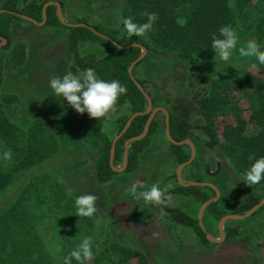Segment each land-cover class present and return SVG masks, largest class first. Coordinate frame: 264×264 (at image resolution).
<instances>
[{
  "label": "rangeland",
  "instance_id": "rangeland-1",
  "mask_svg": "<svg viewBox=\"0 0 264 264\" xmlns=\"http://www.w3.org/2000/svg\"><path fill=\"white\" fill-rule=\"evenodd\" d=\"M4 1L0 0V7ZM28 1L17 0V4L21 6ZM40 1L59 3L67 23L83 20L89 26L117 29L118 36L122 37L124 31L121 24L117 26L116 11L122 14L126 10V0ZM10 30L11 39L5 43L0 40L4 68L0 103L11 131L9 141L0 144V172L9 174L12 180L1 195L0 218L7 217L8 210H14V214L8 213L15 223L16 216H21L26 232L39 244L48 264H63L64 257L84 237H91L93 241L94 259L90 264H264V252L260 251L264 245V205L248 220L227 223L235 229V238L224 240L222 245L209 241L205 244L192 228L187 230L171 221L166 209L172 207V200L167 208L149 205L134 199L127 191L137 182L141 185L138 191L146 190L142 185L156 182L161 187L173 184L177 164L165 137V116L160 111L155 114L158 128L151 134L149 146L138 155L134 169L121 171L122 154L111 163L118 172L105 184H99L95 178V166L102 150V143L95 135L99 121L87 113H77L49 86L52 76L73 72L67 28L37 26L15 18ZM95 47L92 43H81L79 55L104 56L101 50L95 55ZM18 51L25 52V61L13 66L11 58ZM247 59L241 66L221 71L216 68L226 66L231 60L237 62L238 57L228 61L216 57L209 61V67H204L192 60L179 59L172 51L154 49L146 51L143 62L134 69L136 77L145 81L152 109L163 108L192 125L189 139L197 147V158L184 177L200 178L204 167L208 171L206 181L220 189L227 204L233 198L244 199L247 195L260 201L264 199V187L246 185L244 176L223 155L219 144L214 147L201 132L204 121L199 112L198 95L209 94L212 82L223 75L228 81L243 70L264 76ZM32 70L37 72L30 73ZM231 94L238 106L246 110L247 89ZM123 106L110 122V131H102L104 123L100 128L111 142L120 132V115L131 116L129 107ZM41 119L48 120L36 127L35 122ZM228 120L217 117L218 134ZM33 131H43L41 143L32 140ZM36 147L38 157L31 154ZM6 148L12 150L11 161L3 159ZM61 177L65 183L59 182ZM68 188L73 190L71 197L67 194ZM83 194L98 198L99 211L93 218L76 216L74 199ZM161 208L167 213L163 217ZM197 210L194 206L193 214ZM208 228L213 236L218 235L215 220L208 223Z\"/></svg>",
  "mask_w": 264,
  "mask_h": 264
},
{
  "label": "trees",
  "instance_id": "trees-1",
  "mask_svg": "<svg viewBox=\"0 0 264 264\" xmlns=\"http://www.w3.org/2000/svg\"><path fill=\"white\" fill-rule=\"evenodd\" d=\"M127 8L122 13L123 17L132 16L134 22L144 23L145 11L156 12L159 19L156 21L153 31L146 37L118 36V30L101 26H90L96 32L105 35L104 39L91 30L81 27H67L62 25L56 16V7L48 6L45 10V26L65 27L67 33V45L73 64V73L92 68L99 78L111 81L119 80L127 87V94L121 96L120 106L125 103L130 104V115L144 112L147 103L135 83L131 81L128 68L142 53L139 47L118 49L114 42L120 47H126L131 43L139 44L146 51L154 49L172 51L176 57L183 60H192L199 66L209 67L210 60L218 57L211 47V35L218 34L221 26L232 25L237 29L241 44L251 38H255L264 48V0H126ZM47 1L30 0L18 6L17 0H6L0 9L6 12L0 14V38L11 39L10 24L16 17L9 12L17 13L33 19L35 22L42 21V8ZM21 19V18H20ZM76 23H84L79 20ZM123 29V25L121 24ZM96 43L107 51V55L102 58L90 56H79L78 47L80 43ZM239 47V45H238ZM238 57L237 62L229 61L226 66L216 69L222 71L230 66H241L246 58L240 57L238 51L233 53L231 58ZM144 59V58H143ZM139 61L133 68V76L141 87L145 90V81L136 77L134 69L143 62ZM247 63L257 65L256 67L264 74V65L258 61L247 59ZM25 61V52H14L11 58L13 66L21 65ZM240 63V65L238 64ZM3 57L0 52V88L4 82ZM227 77V76H226ZM223 77L212 82L210 93L198 95L199 112L203 118L204 125L202 131L214 145H218L225 157L230 159L234 169L244 176L255 159L264 156V76L256 75L250 71H242L236 77L230 79ZM247 89L248 107L243 110L234 99L231 98L233 91ZM228 118L224 123L220 133H217L215 120L217 117ZM129 117V116H128ZM127 116H121L120 131L126 123ZM149 115L136 117L126 132L119 138L115 145L113 158L120 159L124 152V143L133 137L139 136L143 132L144 125ZM48 119H41L35 125L43 126ZM100 123L95 128V135L102 143L101 154L95 166L96 181L105 184L115 171L110 164L111 141L102 135ZM0 103V144L1 141L8 142L11 136L9 125ZM8 127V128H7ZM158 128V124L153 120L150 124L148 134L140 140L129 145L127 155V166L125 170H132L138 162V155L150 144V136ZM192 126L185 119L169 114V132L173 140L180 142L187 138ZM32 140L41 143L44 140L43 131H33ZM172 153L176 164H181L188 159V155L182 147L171 145ZM32 155L38 157L39 149L32 150ZM43 157V156H42ZM43 159V158H40ZM12 177L9 174L0 172V199L3 192L10 185ZM253 187H264V180ZM174 193L191 196L195 200L203 203L209 196L198 187H180ZM259 199L251 197L243 206L237 207L234 211L240 214L256 205ZM215 205V204H214ZM212 205L211 208H214ZM12 210H8L7 217L0 218V264H48L41 252V247L26 232L24 220L21 216H16V223L12 219ZM14 214V210L12 211ZM215 216H221L214 213ZM172 220L187 224L193 227L196 233L204 238L197 220L181 213L173 211ZM15 226H14V223ZM204 241L206 242L205 238Z\"/></svg>",
  "mask_w": 264,
  "mask_h": 264
},
{
  "label": "clouds",
  "instance_id": "clouds-1",
  "mask_svg": "<svg viewBox=\"0 0 264 264\" xmlns=\"http://www.w3.org/2000/svg\"><path fill=\"white\" fill-rule=\"evenodd\" d=\"M143 15L146 22H134L132 16L123 17L119 10L116 11V18L119 26L123 25L124 32L127 37H146L153 31L159 16L156 12L145 11ZM239 45V47H238ZM211 47L215 54L222 61H228L235 51H238L240 57L252 59L255 58L260 65H264V48L255 38L248 39L242 44L237 29L232 25L221 26L217 33L211 35ZM252 67H256L255 64ZM50 88L57 96L66 100L68 105L77 113L83 115L85 113L92 119L98 121L104 120L102 131H110V122L120 111V98L127 94V87L119 80L113 79L106 81L98 77L96 71L87 68L83 71L73 73L68 71L63 76H52L49 81ZM123 107H130L125 103ZM5 161H11L13 153L10 148H6L2 154ZM264 180V156L255 159L251 167L244 173L245 184L249 187L259 184ZM60 183H65L63 178H59ZM139 182L133 184L127 191L136 200H143L145 204L155 206H167L172 196L170 190L174 188L172 183H168L161 187L160 182H156L150 186L142 185L146 190L138 191ZM68 196H73V190L68 188ZM97 196L92 194H83L76 196L74 204L76 207V216L93 218L98 213ZM167 213L161 208V217ZM97 223H100L97 220ZM57 251H60L58 246ZM94 259L93 241L91 237H84L81 242L64 257L63 264H72L73 260L76 264H90Z\"/></svg>",
  "mask_w": 264,
  "mask_h": 264
},
{
  "label": "crops",
  "instance_id": "crops-1",
  "mask_svg": "<svg viewBox=\"0 0 264 264\" xmlns=\"http://www.w3.org/2000/svg\"><path fill=\"white\" fill-rule=\"evenodd\" d=\"M86 43H90V42H86ZM81 44V43H80ZM79 44V46H80ZM92 44H95L97 47H95V55L98 53L97 51L98 50H101L102 52V55L104 53V56H106L108 53L106 50H104L101 46H99L98 44L96 43H92ZM79 51H80V48L78 47V55H79ZM79 56H89L88 54L86 55H79ZM102 56V57H104ZM90 57H93L95 58V56H90ZM100 57V58H102ZM98 59V58H97ZM44 67V66H43ZM34 73V72H37V71H30V73ZM52 74V72H51ZM125 105V104H124ZM123 106V105H122ZM121 106V107H122ZM158 114V113H157ZM122 115H120L121 117ZM176 117H179V116H176ZM129 118V117H128ZM179 118H182V117H179ZM184 119V118H182ZM153 120L156 121V118H155V115L153 117ZM152 120V121H153ZM105 123L104 120H101V123H100V128L102 127V124ZM192 131V130H191ZM191 131H189V134L187 135V138L185 140H189L191 142V146L193 149H191V147L187 144H184V145H181L180 147H182L183 151L188 155V159L186 161H188L191 157V152L193 150L194 152V155H193V158L191 160V162L185 166H183L179 172L177 171L178 170V167L179 165L177 164V167L175 169V172H174V178H173V184L174 185V188L170 190L171 192V196H172V201L171 203L173 204L172 207L169 206V208H167V213H170L172 210H177V211H180L181 213L197 220V223H198V217H199V214H200V210L203 206V204L211 199H214L215 197H217V199L215 201H212L211 203H209L205 209L203 210L202 212V217H201V221H202V224L206 230V232L208 234H210L214 239L216 240H220V232H223L224 234V239L223 240H220L219 242H211L209 241L207 238H206V235L204 234V238L206 240L205 244L207 243V241L211 242L212 244H223V241L224 240H230L232 238H235L233 237L234 235V232H235V229L230 226V225H227V223L229 224V222H242V221H245V220H248V218L252 217L253 215H251L250 217H247L245 219H242V220H235V219H227L225 221L222 222V219L226 216H240V215H243L245 214L247 211H245L244 213L240 214L239 212H236L234 211L237 207L239 206H243L245 205V203L249 200L248 198V195L244 198V199H239V198H233L232 199V202L230 204H227V201L223 200V196L222 194L223 193H220V189H218L217 187H215V185H213L212 183H209L206 181L205 177H206V169L203 167V171L201 174H199L200 178H185L184 177V174L186 171L190 170L191 167L193 165H195L194 163H196V158H197V147L194 146L193 142L189 139V136L191 134ZM202 132V131H201ZM188 146V149H186ZM198 146V145H197ZM170 147H171V144H170ZM186 149V150H185ZM172 150V148H171ZM185 161V162H186ZM184 163V162H183ZM182 164V163H181ZM200 166V165H199ZM202 168V167H201ZM178 172V173H177ZM192 174H194L193 172H191ZM177 174L179 175V179L181 182H193V183H204V184H210L212 185L217 192H215L212 188L208 187V186H195V185H191L192 187H198V188H201V191L204 192L205 194H207L209 196V199L206 200L205 202L201 203L197 200H195L193 197L191 196H186V195H182V194H177V193H174V191L180 187H183V188H187V187H190V186H183L180 184V181L179 179L177 178ZM208 176V175H207ZM231 201V199H230ZM215 204V205H214ZM212 205H214V208H211ZM168 206V205H167ZM194 206H197V212L196 214H193V207ZM165 207V206H163ZM261 208V207H260ZM219 213L221 216H215L214 213ZM228 212V213H227ZM170 215V214H169ZM171 219V218H170ZM214 221L215 220V223H216V228H217V233L218 235L215 237L212 235V233H210V229L208 228V223L210 224L211 221ZM174 224H177V222L175 221H172ZM222 222V223H221ZM183 226V225H182ZM199 226V225H198ZM187 230H191L193 229V227H190V226H184ZM192 228V229H191ZM194 230V229H193ZM195 232V230H194ZM196 233V232H195ZM203 238V240H204ZM263 250L264 252V245L261 246L260 248V251Z\"/></svg>",
  "mask_w": 264,
  "mask_h": 264
},
{
  "label": "water",
  "instance_id": "water-1",
  "mask_svg": "<svg viewBox=\"0 0 264 264\" xmlns=\"http://www.w3.org/2000/svg\"><path fill=\"white\" fill-rule=\"evenodd\" d=\"M48 6H55L56 7V16L59 20V22L64 25V26H67V27H72V28H76V27H81V28H87L89 30H91L93 33H95L96 35L106 39L107 37L105 35H102L98 32H96L92 27H90L89 25L87 24H84V23H67L65 22V20L63 19V16H62V13H61V9H60V6H59V3H54V2H48L46 3L43 8H42V21L41 22H35L33 19L27 17V16H24V15H20V14H17V13H13V12H9L11 15H14L16 17H19L21 18L22 20H25L27 22H30L34 25H37V26H43L45 24V21H46V14H45V10ZM6 11L5 10H0V14H3L5 13ZM0 40L2 41V43H5L6 40L3 39V38H0ZM114 44L116 45V47L118 49H126V48H130V47H139L141 48L142 50V53L140 54V56L129 66L128 68V73H129V76H130V79L131 81H133L137 87V89L141 92V94L143 95V97L145 98L146 100V103H147V108L144 112H138V113H135V114H132L126 121V123L124 124L123 128L121 129V131L118 133L117 136H115L111 142V148H110V164L112 163V159H113V155H114V151H115V145H116V142L119 140V138L126 132V130L129 128L130 124L132 123V121L138 117V116H143V115H146L148 114L149 117L144 125V128H143V132L139 135V136H136V137H133V138H130L128 139L125 143H124V152H123V167L121 169V171H124L126 166H127V155H128V148H129V145L134 142V141H137V140H140L142 139L143 137H145L147 134H148V131H149V127H150V124L153 120V117L154 115L157 113V112H162L165 116V137L167 139V141L172 144V145H175V146H181V145H184V144H187L192 148L191 146V142L189 140H182L180 142H177L175 140H173V138L171 137L170 135V132H169V113L163 109V108H156V109H152V104H151V98L150 96L148 95V93L145 91V89L143 87H141L139 85V83H137V81L135 80V77L133 76V68L134 66L139 62L141 61L145 54H146V49L142 46H140L139 44H135V43H131L130 45L126 46V47H120L119 45H117L115 42ZM191 157L188 161L182 163L179 165L178 167V172L179 170L189 164L193 158V155H194V152L192 150L191 152ZM112 167V170L113 171H116L118 172L117 170H115L113 168V166L111 165ZM177 172V173H178ZM177 178L179 179V175L177 174ZM180 181V179H179ZM180 184L183 185V186H191V185H195V186H208L210 188H212L215 192L216 189L210 185V184H204V183H193V182H181L180 181ZM217 199V197H215L214 199H211L207 202H205L200 210V214H199V217H198V225H199V228L200 230L206 235V238L211 241V242H219L220 240H223L224 239V234L223 232H220V240H216L214 239L210 234H208L202 224V221H201V217H202V212L203 210L205 209V207L211 203L212 201H215ZM262 205H264V199L260 200L256 205H254L249 211H247L245 214L243 215H240V216H226L222 219V222L227 220V219H235V220H242V219H245L247 217H250L251 215H253ZM221 222V223H222Z\"/></svg>",
  "mask_w": 264,
  "mask_h": 264
},
{
  "label": "flooded vegetation",
  "instance_id": "flooded-vegetation-1",
  "mask_svg": "<svg viewBox=\"0 0 264 264\" xmlns=\"http://www.w3.org/2000/svg\"><path fill=\"white\" fill-rule=\"evenodd\" d=\"M186 120V119H185ZM187 121V120H186ZM188 123H189V121H187ZM190 124V123H189ZM192 126V125H191ZM193 128H191V130H192ZM190 130V131H191ZM200 130L202 131V128L200 127ZM203 132V131H202ZM204 134V133H203ZM207 136V135H206ZM208 137V136H207ZM208 139L211 141V143L213 144V146L215 147L216 145H214V142H213V140L212 139H210L209 137H208ZM172 145V144H171ZM209 147H210V145H208ZM212 146V147H213ZM177 147H180V146H177ZM187 148L186 149H188V146H186ZM213 147V148H214ZM185 149V150H186ZM172 155H173V153H172ZM173 158H174V161H175V157H174V155H173ZM206 171V170H205ZM206 174L208 175V171H206ZM177 194H179V193H177ZM183 195V194H182ZM173 211H175V210H172L169 214H170V218H171V214L173 213ZM171 221H174V220H172V218H171ZM176 222V221H175ZM177 224H179V225H183V226H186L187 224H183V223H179V222H177ZM187 226H190V225H187ZM190 227H192V226H190Z\"/></svg>",
  "mask_w": 264,
  "mask_h": 264
}]
</instances>
